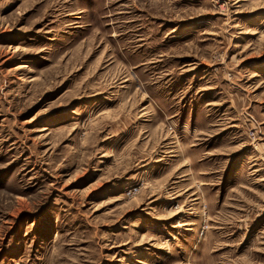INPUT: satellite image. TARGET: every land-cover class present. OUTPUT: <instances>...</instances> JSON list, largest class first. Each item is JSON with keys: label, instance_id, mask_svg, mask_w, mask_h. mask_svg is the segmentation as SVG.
Returning a JSON list of instances; mask_svg holds the SVG:
<instances>
[{"label": "rangeland", "instance_id": "obj_1", "mask_svg": "<svg viewBox=\"0 0 264 264\" xmlns=\"http://www.w3.org/2000/svg\"><path fill=\"white\" fill-rule=\"evenodd\" d=\"M0 264H264V0H0Z\"/></svg>", "mask_w": 264, "mask_h": 264}, {"label": "built area", "instance_id": "obj_2", "mask_svg": "<svg viewBox=\"0 0 264 264\" xmlns=\"http://www.w3.org/2000/svg\"><path fill=\"white\" fill-rule=\"evenodd\" d=\"M131 194V192H129V194H127V195H130Z\"/></svg>", "mask_w": 264, "mask_h": 264}]
</instances>
